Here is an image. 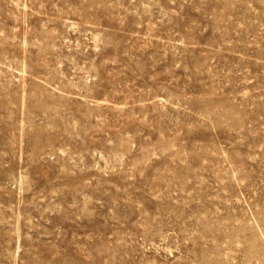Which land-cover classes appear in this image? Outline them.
<instances>
[{
    "label": "rangeland",
    "instance_id": "374dc122",
    "mask_svg": "<svg viewBox=\"0 0 264 264\" xmlns=\"http://www.w3.org/2000/svg\"><path fill=\"white\" fill-rule=\"evenodd\" d=\"M0 264H264V0H0Z\"/></svg>",
    "mask_w": 264,
    "mask_h": 264
}]
</instances>
